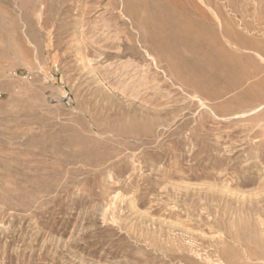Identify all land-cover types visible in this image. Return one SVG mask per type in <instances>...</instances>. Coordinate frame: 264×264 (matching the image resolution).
I'll return each mask as SVG.
<instances>
[{"label":"rangeland","instance_id":"obj_1","mask_svg":"<svg viewBox=\"0 0 264 264\" xmlns=\"http://www.w3.org/2000/svg\"><path fill=\"white\" fill-rule=\"evenodd\" d=\"M0 264H264V0H0Z\"/></svg>","mask_w":264,"mask_h":264},{"label":"bare ground","instance_id":"obj_2","mask_svg":"<svg viewBox=\"0 0 264 264\" xmlns=\"http://www.w3.org/2000/svg\"><path fill=\"white\" fill-rule=\"evenodd\" d=\"M126 3H129V1H127ZM166 11H168V10H166ZM170 12H172V11L169 10V13ZM126 13H127V11H126ZM177 18H179V17L177 16ZM176 20L179 21V19H176ZM176 20H168L166 17H163L161 15L160 16H157V19H156V22H157L156 29L155 30H152L150 32L148 31V33L146 34V36H144L141 39V41H140V43H142L143 47L146 49V53L147 54H145V55H147V57H150L151 56V54L149 53L150 52L149 51L150 49L156 50V51H161V50L165 49L170 44V43L168 44L169 39H174V40L182 41V40H184L183 37H187L188 33H192V36L195 35L196 36V39L199 40V41H201V42L203 40L205 41V39H204L205 36H204L203 32L201 30H199V29H198V31L194 29L196 26H193L190 23H188L187 25H183V24L179 23L180 21L177 22ZM170 45H172V44H170ZM170 50L171 49H169V51ZM119 55H122V54H118V56ZM150 58H152V57H150ZM153 60L154 59L152 58V61ZM154 61H155L154 64L156 66L157 65V62H156V60H154ZM135 62H136L135 59L134 60H131V64H136ZM137 67H140V65H135L134 68H137ZM233 67H234V62L231 60V58L223 55L221 52H217V53L216 52H213L211 54V56L209 57V59L206 60V62L203 64V66H202V73L199 76H197V78H194L190 82V84H191L190 87L192 88V90H191L192 92L191 93H192L193 97L197 98L199 101H201L199 99V98H201L200 96L205 97V98L209 97L210 96V91H209V88H208V87H210V79L209 78H211V76L213 74H215V72L218 71V72L221 73L220 80H225L226 77H228V76H230L232 74V68ZM147 71H148V68H147ZM130 72H132V71H130ZM127 73H129V72H127ZM152 75H153V73H152ZM144 79H145V83L144 84L146 86L145 87V92H147L149 90H152L156 85H159L158 87H160V86H166L165 82H160L158 75H156V76L153 77V80L157 81V83L156 82L153 83V81L149 80L150 79L149 78V75H147L146 77L144 76ZM175 80H177V79H175ZM173 84H174V82H173ZM247 92H249V91H247ZM244 95H246V94L244 93ZM253 96L255 97L256 94H254ZM252 99H254V98L252 97Z\"/></svg>","mask_w":264,"mask_h":264}]
</instances>
